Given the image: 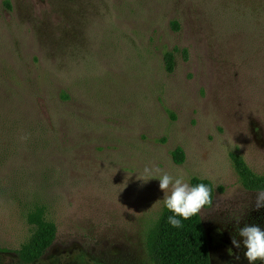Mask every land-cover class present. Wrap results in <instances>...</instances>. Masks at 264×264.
Returning a JSON list of instances; mask_svg holds the SVG:
<instances>
[{
	"label": "rangeland",
	"instance_id": "1",
	"mask_svg": "<svg viewBox=\"0 0 264 264\" xmlns=\"http://www.w3.org/2000/svg\"><path fill=\"white\" fill-rule=\"evenodd\" d=\"M234 154L264 174V0H0V264L37 205L57 232L29 264H151L164 173L211 182L212 264H248L264 207Z\"/></svg>",
	"mask_w": 264,
	"mask_h": 264
},
{
	"label": "trees",
	"instance_id": "2",
	"mask_svg": "<svg viewBox=\"0 0 264 264\" xmlns=\"http://www.w3.org/2000/svg\"><path fill=\"white\" fill-rule=\"evenodd\" d=\"M178 28L176 22L172 23ZM164 67L167 72L173 69L172 53L164 55ZM173 159L181 163L184 152L181 147L173 150ZM234 167L242 185L249 190L264 191V174L254 173L246 164L243 157L232 155ZM192 185L203 183L212 190L213 185L206 179L193 178ZM209 205H206L207 207ZM45 207L37 205L27 214V221L31 225V234L17 248L18 258L26 263L40 259L53 243L56 237V224L45 215ZM173 215L163 206L158 217L150 224L145 232V251L151 264H211L209 247L205 229L200 214L184 220L181 217L182 227L174 228L168 223V217ZM0 250H6L1 248Z\"/></svg>",
	"mask_w": 264,
	"mask_h": 264
},
{
	"label": "clouds",
	"instance_id": "3",
	"mask_svg": "<svg viewBox=\"0 0 264 264\" xmlns=\"http://www.w3.org/2000/svg\"><path fill=\"white\" fill-rule=\"evenodd\" d=\"M150 168L144 169L142 180L151 179ZM159 189L164 192V206L173 215L168 217V223L174 228L182 227L181 217L188 220L198 215L206 205L212 203V190L203 183L191 186L185 182L184 177L174 178L164 173L159 177ZM255 207H264V191L256 193ZM240 240L232 238V244L239 249L243 246L244 257L248 264H256L257 261L264 262V229L256 225H245L238 230Z\"/></svg>",
	"mask_w": 264,
	"mask_h": 264
},
{
	"label": "flooded vegetation",
	"instance_id": "4",
	"mask_svg": "<svg viewBox=\"0 0 264 264\" xmlns=\"http://www.w3.org/2000/svg\"><path fill=\"white\" fill-rule=\"evenodd\" d=\"M209 247V246H208ZM209 254H210V262L212 264V252H211V249L209 248ZM224 257V256H223ZM226 258V257H225ZM224 259H221L220 260V264H229L228 262H226V260Z\"/></svg>",
	"mask_w": 264,
	"mask_h": 264
}]
</instances>
